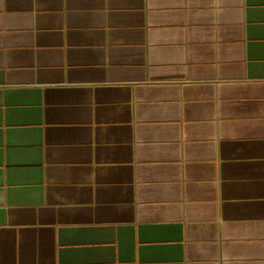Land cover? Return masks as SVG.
Segmentation results:
<instances>
[{
    "label": "crops",
    "instance_id": "0c3cea01",
    "mask_svg": "<svg viewBox=\"0 0 264 264\" xmlns=\"http://www.w3.org/2000/svg\"><path fill=\"white\" fill-rule=\"evenodd\" d=\"M0 264H264V0H0Z\"/></svg>",
    "mask_w": 264,
    "mask_h": 264
}]
</instances>
